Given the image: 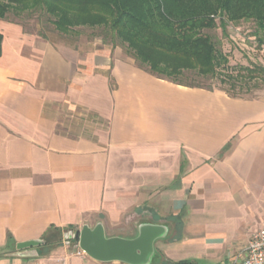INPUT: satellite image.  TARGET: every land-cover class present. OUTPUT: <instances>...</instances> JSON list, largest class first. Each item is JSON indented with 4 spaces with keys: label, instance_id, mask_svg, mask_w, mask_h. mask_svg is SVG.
<instances>
[{
    "label": "crops",
    "instance_id": "obj_1",
    "mask_svg": "<svg viewBox=\"0 0 264 264\" xmlns=\"http://www.w3.org/2000/svg\"><path fill=\"white\" fill-rule=\"evenodd\" d=\"M0 35V264H122L80 252L97 224L163 227L149 264L242 257L264 228V88L184 87L9 20Z\"/></svg>",
    "mask_w": 264,
    "mask_h": 264
},
{
    "label": "trees",
    "instance_id": "obj_2",
    "mask_svg": "<svg viewBox=\"0 0 264 264\" xmlns=\"http://www.w3.org/2000/svg\"><path fill=\"white\" fill-rule=\"evenodd\" d=\"M32 11L47 17L62 35L76 34L78 28L102 30L103 41L124 46L149 73L190 88L201 87L184 81L187 75L213 78L228 62L205 30L224 32L227 23L252 22L264 44V0H0V20H8L10 12ZM1 42L0 35V49ZM240 72L264 78L261 66Z\"/></svg>",
    "mask_w": 264,
    "mask_h": 264
},
{
    "label": "rangeland",
    "instance_id": "obj_3",
    "mask_svg": "<svg viewBox=\"0 0 264 264\" xmlns=\"http://www.w3.org/2000/svg\"><path fill=\"white\" fill-rule=\"evenodd\" d=\"M8 20L17 22L23 30L37 35H42L49 42L63 47L79 48L80 50H110L112 56L123 58L143 68L120 44L113 46L108 39L103 41V32L99 29L78 28L76 34L62 35L54 31L52 25L47 22L40 12L32 11L23 13L19 16L10 12ZM214 43L216 49L227 58L226 68H220L217 75L213 78H201L194 75H187L183 80L192 85H197L203 89L222 92L229 96L239 98H254L264 88V78L245 77L240 72L241 68L250 66L264 67V44L259 40L261 34L255 35V25L252 22L241 21L239 23H227L225 31L220 27L203 32ZM147 71V70H146ZM238 72H240L238 74ZM227 77H223L225 75ZM230 77V78H229ZM122 239H130V235H120Z\"/></svg>",
    "mask_w": 264,
    "mask_h": 264
},
{
    "label": "water",
    "instance_id": "obj_4",
    "mask_svg": "<svg viewBox=\"0 0 264 264\" xmlns=\"http://www.w3.org/2000/svg\"><path fill=\"white\" fill-rule=\"evenodd\" d=\"M163 236V227L143 225L133 239L107 238L102 226L97 224L94 228L84 226L78 232L77 245L87 257L100 263L149 264L154 254V243Z\"/></svg>",
    "mask_w": 264,
    "mask_h": 264
},
{
    "label": "built area",
    "instance_id": "obj_5",
    "mask_svg": "<svg viewBox=\"0 0 264 264\" xmlns=\"http://www.w3.org/2000/svg\"><path fill=\"white\" fill-rule=\"evenodd\" d=\"M230 264H264V228L251 235L242 251V257Z\"/></svg>",
    "mask_w": 264,
    "mask_h": 264
}]
</instances>
